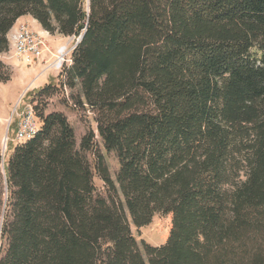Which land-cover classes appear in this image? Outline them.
Segmentation results:
<instances>
[{
    "label": "trees",
    "instance_id": "16d2710c",
    "mask_svg": "<svg viewBox=\"0 0 264 264\" xmlns=\"http://www.w3.org/2000/svg\"><path fill=\"white\" fill-rule=\"evenodd\" d=\"M23 16L82 38L32 93L38 131L4 175L0 156V264H264V0H0V54ZM67 91L114 179L93 131L77 146L44 113ZM155 215L169 234L144 259L130 224Z\"/></svg>",
    "mask_w": 264,
    "mask_h": 264
},
{
    "label": "rangeland",
    "instance_id": "374dc122",
    "mask_svg": "<svg viewBox=\"0 0 264 264\" xmlns=\"http://www.w3.org/2000/svg\"><path fill=\"white\" fill-rule=\"evenodd\" d=\"M54 73L56 72L49 70L45 73V79L39 77L34 83L40 84L42 88L45 84L55 81ZM35 91L37 90L31 92L28 91L25 94L23 100H21L20 98L18 99L11 113V117L13 118V123L17 121V118L15 117V111L16 112L21 111L23 109V105L30 102L31 95ZM72 95L77 96V92L67 91L65 94L58 93L55 97L47 101V105L44 113L47 114L51 112H61L66 117L69 125L72 127L74 131L77 146L80 142L81 137L85 133L93 131L94 151L96 153L101 154L104 157L110 176L112 179H114L115 174L118 170L117 159L113 153H108L104 150L102 142L97 135L96 124L94 122V115L86 107H78V106L74 107L73 106L74 103L71 99ZM7 134L9 136V142H7L6 147L3 145L2 142L0 144V154L3 151V149L5 150V154L3 155V159L1 160V173L3 175L5 172L4 171L5 164L7 163L13 150L12 147L14 144L16 145V143L12 141L15 134L14 124L11 125L9 132ZM93 153L94 152H89L86 154V158L91 166H93V162H94ZM93 183L96 188V191L101 195H104L102 184L96 176H94ZM4 199H5V195H4ZM170 220H171L170 215H165V216L155 215L152 218L151 223L145 227L137 229L132 224H130V231L132 233V236L135 238L144 259L145 256L141 249V242H145L146 244L154 247L163 245L166 242L169 234Z\"/></svg>",
    "mask_w": 264,
    "mask_h": 264
},
{
    "label": "crops",
    "instance_id": "0c3cea01",
    "mask_svg": "<svg viewBox=\"0 0 264 264\" xmlns=\"http://www.w3.org/2000/svg\"><path fill=\"white\" fill-rule=\"evenodd\" d=\"M20 24H26L33 32L41 35L46 43L47 52L44 54L43 60L51 61L53 56L57 54L58 50L67 45H72V37L65 38L58 34H49L44 31L40 25L32 19L30 16L20 17L10 29L8 39V50L5 53L0 54V62L6 65L10 71V80L6 83H0V144L6 137L9 142L8 132L12 124H14L15 130L19 120V112L15 111V117L17 121L13 123L11 117L12 109L17 103L21 95L28 89L30 92L41 88L40 84L34 82L42 77L45 79V73H41L43 67L41 63L36 66H27L22 62H19L12 58V42L11 34ZM56 73L54 76L56 78ZM44 83V82H43ZM14 139V138H13ZM12 141L14 142V140ZM15 144L12 148H14Z\"/></svg>",
    "mask_w": 264,
    "mask_h": 264
},
{
    "label": "built area",
    "instance_id": "2783aa9c",
    "mask_svg": "<svg viewBox=\"0 0 264 264\" xmlns=\"http://www.w3.org/2000/svg\"><path fill=\"white\" fill-rule=\"evenodd\" d=\"M77 41L78 38L72 37V45L60 48L51 61H45L43 58L45 52H47V46L43 37L33 32L26 24H20L11 34V56L27 66H36L41 63L43 67L41 73H45L49 70L58 73L64 65L70 62V55L76 46ZM28 91L29 90L27 89L21 95V100H23ZM38 126L39 123L33 112L32 106L29 103L24 104L23 109L19 113V120L16 125L13 139L14 142L21 143L30 140L36 135ZM7 142V138L5 137L2 141L5 147ZM4 154L5 150L3 149L0 154L1 160L3 159Z\"/></svg>",
    "mask_w": 264,
    "mask_h": 264
},
{
    "label": "water",
    "instance_id": "95a60500",
    "mask_svg": "<svg viewBox=\"0 0 264 264\" xmlns=\"http://www.w3.org/2000/svg\"><path fill=\"white\" fill-rule=\"evenodd\" d=\"M81 38H82V35H80V37L78 38V41H77V43H79V42H80ZM77 43H76V44H77Z\"/></svg>",
    "mask_w": 264,
    "mask_h": 264
}]
</instances>
